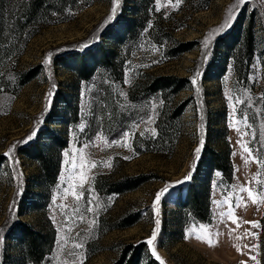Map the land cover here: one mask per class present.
<instances>
[{"label":"rangeland","instance_id":"374dc122","mask_svg":"<svg viewBox=\"0 0 264 264\" xmlns=\"http://www.w3.org/2000/svg\"><path fill=\"white\" fill-rule=\"evenodd\" d=\"M112 9L113 0H73L34 25H10L9 46L0 40V264H111L141 242V264H262L264 0H117ZM131 177L145 181L114 191ZM193 189L207 197L202 216ZM20 223L55 231L38 262Z\"/></svg>","mask_w":264,"mask_h":264},{"label":"trees","instance_id":"16d2710c","mask_svg":"<svg viewBox=\"0 0 264 264\" xmlns=\"http://www.w3.org/2000/svg\"><path fill=\"white\" fill-rule=\"evenodd\" d=\"M73 0H24L20 1V5L18 10H9L6 7L7 0H0V40L1 43L7 44L9 46L8 41L13 38V32L8 28L10 25L14 27H24L28 25H34L35 21H39L45 18H49L54 14V12H60L66 8L68 4L71 5ZM134 20H127L126 30L131 31L130 22ZM24 30V28H22ZM20 32L19 41L24 40L22 33ZM8 49V48H6ZM188 49V47L181 48L182 51ZM106 56L103 57L105 61ZM97 60V59H96ZM37 69L28 73L29 78L31 79L36 75ZM165 79V78H164ZM182 86V85H181ZM181 86H178L180 89ZM42 156H40L41 158ZM3 157H0V164L2 162ZM212 160L216 167L221 169L222 171H226L224 163L225 160L217 153L212 152ZM57 166V165H56ZM44 169L46 171V175L50 176V169L48 166L44 165ZM230 169V174L232 169ZM229 172V171H228ZM145 179L142 177H131L126 181H122L117 183V186L125 185L127 182H131L132 184L128 186H121L116 188L114 191L123 192L135 189L138 185L144 182ZM189 197L191 198L192 209L196 215L202 216L206 214L207 211V197L202 194L200 191L193 189L189 192ZM205 207V208H204ZM205 211V212H204ZM134 222H129L130 225ZM18 232H21V240L23 241L28 257L38 262L40 261L46 253L50 252V250L54 246L55 240V231H36L30 225L26 223H20L17 226ZM146 247L145 242H141L138 244H127L122 252L120 257L111 264H141V258L143 256L144 250ZM262 264H264V259L262 260Z\"/></svg>","mask_w":264,"mask_h":264},{"label":"snow or ice","instance_id":"6c2138e0","mask_svg":"<svg viewBox=\"0 0 264 264\" xmlns=\"http://www.w3.org/2000/svg\"><path fill=\"white\" fill-rule=\"evenodd\" d=\"M246 2H247V0H239V3H240V4H245ZM116 4H117V0H113V9H112V13H113V15H114L115 12H116ZM107 19H108V20H111V19H112V16H109ZM206 47H207V42H206ZM49 56H51V53H49ZM48 62H49L48 60H45V64H47ZM193 83H195V80H193ZM80 127H81V129H82V128H83V125H81ZM33 136H35V132H33V133H32L27 139L30 140V139H32ZM25 142H27V141H25ZM201 143H203V140L201 141ZM84 147H87V145H85ZM200 150H201L200 148H197L195 151H196L197 154H199ZM245 151H249V152H250L251 150H250V149H245ZM65 155H67V153H65ZM126 158H127V157H126ZM81 159L83 160V156H81ZM257 163H259V164L261 165V167L264 168V160H257ZM95 166H96V165H95V163L93 162V163H92V167H95ZM73 168H75V165H73ZM190 175H191V173L189 174V177H185V179H186V180L189 179V178H190ZM80 180H81V183H80L79 185H77L76 187H79V188L83 189V187H84V183H85V181L87 180V177H86L85 175L81 174ZM167 190H168V189L165 188V189H162V190H160L159 192H157L156 197H155L156 202H158V201L161 199V196H162ZM64 191H65V193H67V192L69 191V188H65ZM240 191H241V192H243V191H248V195H249V197L252 198L253 202H254V203L257 202L256 196L253 195V192H252L251 189H245L243 186H241V187H240ZM72 195H73L74 198L78 201V200H80L81 198L84 197V192L81 191V193H80L79 195H77L75 192H73ZM259 195H260L262 198H264V193H260ZM54 199H55V198H54ZM241 199H242V197H240V196H237V197H236V203H237V205H239V202H240ZM88 202H89V204L92 203L91 200H89ZM77 211H78V210H77ZM87 211H92V208H88ZM224 215H230V212H229V213H221V216H224ZM80 219L82 220L83 217H80ZM156 223H157V225H159V221H156ZM249 223H252L253 226H255V222H249ZM2 231H3V230L0 229V233H2ZM69 231H71V229H69ZM156 236H157V233H156L155 230H153L152 238L149 239V240L147 241V243H148L149 245H151V244L153 243V240L156 239ZM0 243H2V236H0ZM209 243H211V240H209ZM80 247H82V245H80V244H75V245H74V248H80ZM253 247H255V245H253ZM69 255H74V253H69ZM152 255L155 256L157 260H161L160 256L156 253V251H155L154 248L152 249ZM252 259H255V257H252ZM161 264H163V261H161Z\"/></svg>","mask_w":264,"mask_h":264}]
</instances>
